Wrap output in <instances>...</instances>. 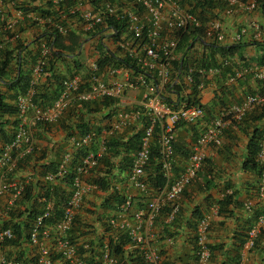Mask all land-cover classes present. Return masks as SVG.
Instances as JSON below:
<instances>
[{"label":"crops","instance_id":"1","mask_svg":"<svg viewBox=\"0 0 264 264\" xmlns=\"http://www.w3.org/2000/svg\"><path fill=\"white\" fill-rule=\"evenodd\" d=\"M184 1L188 6L185 7L194 12L203 23L210 19L220 20L225 39L218 44L229 46L230 54L222 57L216 53L214 59L220 61L221 58L228 57L230 64L216 76L202 77L204 87L199 91V102L204 106V117L194 124L180 122L176 124L172 155L173 174L186 164L200 128L212 118L220 117L228 105L238 103L248 93L264 94V77L256 78L251 72L254 67L257 69L264 67V41L253 42L248 37H244L239 42L233 40L237 30L249 25L252 21L264 25V0H258L257 7L252 11L235 7L231 14H226L221 4L203 8L199 4L195 6V0H181L182 3ZM19 7L33 13H41L44 20L40 24H32L27 18L19 19L14 31L16 37L1 31L0 55L9 50L13 51V54L19 53L24 76L30 78L41 46L47 41L44 38V31L48 29L51 32L53 24L59 17H62L64 22L72 17L68 4H57L55 0H4L5 16L14 17ZM82 7H90L87 0H82ZM86 40L87 37L84 36L80 50L87 45ZM203 41V43H196L194 49L189 51L191 60L202 56L203 53L209 54L204 48L206 41ZM81 55V51H78L76 56L67 54L65 58L52 59L54 61L52 66L51 63H47L37 86V91L41 87L40 90L45 89V94L49 95V99L43 100V106L50 107L58 97L54 94L55 78L61 80L68 76L79 75L87 79L89 71L81 73L83 59H80L81 66L78 62ZM14 64L15 62H13V68ZM248 68L250 70L246 71ZM229 76H233L234 80L229 81ZM17 93H19V87H12L9 78L0 80V94L5 102L15 106ZM141 99V88L130 89L112 105H104L101 99L87 103L72 102L55 122L44 126L28 117L25 123L34 142V151L31 156L22 159V162L19 161L20 165L10 178L18 184L32 185V198L33 196L37 198L43 193L38 191L36 183L43 182L44 170L54 169L60 162L63 153L70 147L71 138L79 136L80 123L88 131H93L96 136L92 147L99 151L101 156L98 165L85 177L93 184V187L85 195L81 207L75 211L72 230L66 233V236H69L76 245L86 264L87 261L104 264L101 259L102 250L107 248L111 252L110 246L120 243L122 230L108 224V220L117 215L115 192L117 196L125 198L129 195L134 199L132 208L123 215L129 220L132 219L134 209L143 207L148 200V196L136 189L128 180L130 161L136 150L130 146V141L134 133L144 126L141 122L144 114L133 119L128 125L116 127L117 122H121L122 115L136 108ZM3 118L6 120L3 127L4 133L9 140L14 125L18 123L17 112L4 114ZM226 124L222 144L218 147L203 148L205 153L203 166L178 197L177 202L180 208L175 219L171 222L167 220L169 207L165 206L153 226L146 230L150 246L159 251L166 264H196L194 231L198 219L203 216L209 218L208 245L211 250L209 264H264V227L260 229L252 249H246L244 244L248 229L255 224L257 216L264 214V196H259L261 177L257 170L245 171L242 168V162L247 155L249 135L255 130H259L261 135H264V105L255 107L241 124L237 125L230 121H226ZM147 125L149 121L145 127ZM111 138L118 139L121 142L120 146L115 148L108 146L107 149L105 142ZM4 143V137L0 135V149ZM149 166L150 164L145 171L146 178L147 171H150ZM101 179L107 181L110 188L107 190L99 188L96 183ZM56 184L67 197L70 187L63 182ZM226 194L232 195V203L219 211L218 202ZM59 199L58 197L54 201L57 203ZM11 200L10 192L0 196V229L3 223L12 225L22 222L27 212L32 211L33 208L39 211L45 205L39 199L37 204L33 205L30 200H25L23 195L17 199L15 205L10 204ZM105 202L109 204L108 207L104 205ZM247 203H250L252 211H248ZM12 205V213H10L7 209H10ZM54 223L55 221L48 223L50 236L41 238L43 244L51 249L54 248L56 241ZM85 245L91 252L84 248ZM36 247L24 238H20L16 244L0 239V255L25 264H34V261L38 259V247ZM123 250L124 257L127 258V255L136 249L127 242ZM51 252L55 254L52 264H64L54 250ZM116 259L119 264L117 257Z\"/></svg>","mask_w":264,"mask_h":264},{"label":"built area","instance_id":"2","mask_svg":"<svg viewBox=\"0 0 264 264\" xmlns=\"http://www.w3.org/2000/svg\"><path fill=\"white\" fill-rule=\"evenodd\" d=\"M221 4L226 14H231L235 7L245 11H252L257 7L258 0H214ZM57 4H68L71 19L64 22L59 17L53 24L52 31L65 35L70 30L90 35L96 28H101L109 20H118L124 23L119 35L112 37L113 29L107 28L100 34L91 37H104L108 35L114 42V49L103 44L107 51L113 52L117 57H129L137 67L108 66L100 69L98 58L89 62V75L87 79L79 75L65 77L61 80L59 96L50 107H45L35 100L36 87L39 78L44 74L48 63L51 47L43 43L40 54L32 67L29 84L24 91L17 93L15 106L17 109L18 123L13 128L11 140L5 143L0 150V196L10 192L13 204L22 194L25 184H18L11 180L12 173L17 169L18 162L34 150V142L28 126L25 124L28 117L32 121L44 124L55 122L63 111L68 109L72 102L93 101L103 98L121 99L130 89L141 88L142 99L136 108L122 115L120 123L116 127L130 124L144 114L147 117V125L140 138L138 149L132 156V162L128 173L129 182L139 191L148 196L143 207H138L132 212V219H127L124 213L132 208L134 199L126 196L117 208V215L108 220V224L124 231L131 245L141 253L146 264H166L159 251L150 246L146 230L152 227L163 207H169L167 220L173 221L180 206L178 197L184 188L196 177L200 171L205 153L203 148L207 146H220L222 144L223 131L226 121L240 123L245 116L255 107L264 105V94L248 93L238 103L228 105L220 117L212 118L204 127L200 128L186 164L178 174H173L172 155L177 123L194 124L204 117L205 109L199 102L195 105H180L173 107L167 103L162 94L164 89L173 82V61L179 57L177 45L179 33L187 28H200L204 26V38L206 42H222L225 34L218 19H210L206 23L190 9H187L178 0H87L90 7H82V0H55ZM4 0H0V32H8L15 36V27L19 19H29L32 24H40L44 19L41 13H33L19 7L15 16L8 18L3 11ZM7 18V19H6ZM88 33V34H86ZM90 37V38H91ZM248 37L250 41H264V25L252 21L247 26L240 27L233 40L241 41ZM2 45L0 44V49ZM99 57V55H98ZM229 64L227 57L221 58L217 65L198 69L203 76H216L223 66ZM193 68L183 77V88L188 89L193 81ZM250 69H246L249 71ZM252 74L256 78L264 77V67L253 68ZM155 78L149 79L148 75ZM229 81L234 77L229 76ZM204 87V81L198 85ZM187 91V90H186ZM158 129V131L156 130ZM157 131V135H156ZM156 136L158 157L161 165V173L166 179L163 187L152 188L145 177V171L150 164V147L153 137ZM96 136L93 131L72 137L70 147L66 150L60 162L53 171L43 176V182L56 185L67 175L70 177L69 196L63 205L61 217L54 223L56 238L54 248L46 247L41 238H48L47 219L50 218L53 199H47L41 214L33 223L29 232V241L38 247V264H52L51 251L60 256L68 264H86L76 245L66 237L71 229L75 211L78 210L85 195L92 189L93 184L86 180L92 170L98 165L101 156L99 151L93 149ZM82 150L75 164H71L75 152ZM256 161L259 166L261 181L259 183V196H264V135L258 141ZM152 195V197H151ZM251 209L250 203L246 205ZM264 227V215L257 217L254 225L248 230L245 248L249 249L260 229ZM209 218L200 217L194 231L196 264H209L210 249L208 246ZM12 229L0 230V239L13 238ZM90 250L88 246H84ZM101 259L104 264H117V259L109 252L102 250ZM0 264H25L22 261L0 255Z\"/></svg>","mask_w":264,"mask_h":264},{"label":"trees","instance_id":"3","mask_svg":"<svg viewBox=\"0 0 264 264\" xmlns=\"http://www.w3.org/2000/svg\"><path fill=\"white\" fill-rule=\"evenodd\" d=\"M195 6L200 5L201 7H210L213 4H219L215 2L214 0H195ZM194 6V7H195ZM124 27V23L118 20H109L106 22L104 26L101 28H96L90 35H86L89 37L95 36L96 34H100L102 36V32L107 29V28H112L113 33L112 37L115 38L119 35V33L122 31ZM44 38L47 40L46 42L48 45L51 47V53H50V59L48 63H51L50 65L54 63V59H62L65 58L67 54H71L73 56H76L78 51L81 49L82 43L84 36L82 33L70 30L67 34L62 35L58 33L56 30L55 31H44ZM6 35L9 33L6 32ZM88 34V33H86ZM204 26L200 28H187L179 33V41L177 45V52L180 54L178 59L176 61H173V82L177 79V82L170 83L167 85V87L164 89V93L162 94L163 99L171 104L173 107H178L180 105H195L199 103V91L200 89L198 88L199 83L201 82V78L203 77L199 72L198 69L203 68V67H208V66H214L217 65L218 61H216V58L214 59V54L219 53L220 55L223 56H229V46L226 45H221L216 42H206L204 45V48L208 50L209 54L203 53L202 56H198L197 58H194V60L190 59V56L188 55L189 51L194 49V46L196 43L204 42ZM38 40V38H37ZM36 41V40H35ZM37 42V41H36ZM0 44L2 45L1 41ZM97 49L99 50V57H98V65L100 69L105 70L108 66H113V67H118V66H123V67H130L133 68L134 70H138L137 67L135 66V63L129 58V57H117L112 51L109 52L104 48L103 44L101 41L98 43ZM205 57V58H204ZM228 58V57H227ZM53 59V60H52ZM52 61V62H51ZM13 62L14 68H13ZM230 64V63H229ZM223 66L221 68V71L228 67ZM189 68H193L192 72V77L193 81L188 87V89L183 88V77L188 73ZM220 71V73H221ZM219 73V74H220ZM9 78L11 82V86L16 88L19 87V92H22L25 90L27 85L29 84V78L24 76V72L22 71V65H21V57L19 53L13 54V51H4L0 55V80H4V78ZM11 77V78H10ZM149 79L155 78L154 75H148ZM62 80V79H61ZM61 80L55 78V83L56 87L54 88V94L59 96L60 89H61ZM41 88V87H40ZM39 90L37 91L36 87V96L35 100L39 101V104L43 105L45 98H48L49 95L45 94L46 90ZM187 90V91H186ZM44 93H43V92ZM39 92V93H38ZM55 97V96H54ZM57 97V96H56ZM44 98V99H42ZM49 99V98H48ZM104 102V105H112L116 100L112 98H103L101 99ZM48 101V100H47ZM95 101V100H93ZM82 102V103H87ZM91 102V101H89ZM85 105V104H84ZM87 106V104L85 105ZM17 112V109L15 106H12L8 104L7 102L4 101L3 96L0 94V135L4 137L5 143L9 142L13 136V132L11 134L10 139L8 140L6 138V135L4 133V125L6 120L3 118L4 114H15ZM247 116V115H246ZM245 116V118H246ZM147 118V117H146ZM145 117L142 119L143 127H140L134 135L131 137L130 141V146L134 149H138L139 142L141 135L143 133L144 127L146 123L148 122ZM244 118V119H245ZM244 119L240 122L237 123V125L241 124ZM17 124V123H16ZM15 124V125H16ZM39 124V123H38ZM49 123H44L42 125H47ZM14 125V127H15ZM88 131L85 126H83L81 123L78 125V132L79 135H82ZM261 137V132L259 130L253 131L249 135V140L247 143V155L244 158L242 162V168L243 170H257L259 172V166L256 161V153L258 150V141ZM4 143V144H5ZM121 142L116 139V138H111L109 140H106L105 146L108 149V146L110 148H115L120 146ZM1 150V149H0ZM135 150V151H136ZM34 151V150H33ZM82 150H79L74 153L71 164H75L77 158H79L80 154L82 153ZM33 154H27L25 155L23 160ZM21 159V162H22ZM100 159V158H99ZM21 162H18V165H20ZM132 162V158L130 161V164ZM56 167V166H55ZM54 167V169H55ZM50 169V170H49ZM53 168H47L44 170L45 173L53 171ZM149 172L147 171V180L152 188H158V187H163L166 183L165 177L161 173V165L159 162V157H158V148H157V141H156V136L153 137L152 142H151V147H150V166H149ZM42 174V175H43ZM177 174V173H176ZM71 174L67 175L62 181L63 183H66L68 186L70 184V177ZM99 188L106 189L110 188L109 184L107 181H103L102 179L97 181L96 183ZM36 187L38 191H42L43 193L40 194L37 198L33 196L32 198V190L33 186L29 184H25L24 189L22 191L23 197L25 200H30L33 205H36L38 202V199L41 200V203H45L44 200L46 201L47 199H53V208L51 212V216L49 219H47V224L51 221H56L58 220L61 215H62V208L63 205L65 204L67 197H65V193H63L60 189L59 186L56 185H49L46 182L39 181L36 183ZM115 191V190H114ZM20 195V196H21ZM20 196L18 198H20ZM57 203L54 201L56 198ZM17 198V199H18ZM115 198L117 200L116 205H120V203L124 200V197L118 195L115 192ZM17 199L14 201V205L16 204ZM31 203V204H32ZM232 203V195L231 194H226L222 200L218 202L219 204V211H222L224 206H227ZM105 206H109L107 202L104 203ZM13 205L10 207V209H7V211L11 212V208ZM118 208V207H117ZM116 208V209H117ZM169 209V208H168ZM41 210H36V208H33L32 211L27 212L26 216L24 217L22 222L19 223H13L12 225H8L6 223H3L4 228H10L13 231V238L5 240V242H8L10 244H16L20 238L27 239L29 241V232L33 226L35 218L41 214ZM169 212V211H168ZM175 219V218H174ZM173 219V220H174ZM75 218L72 224L71 229L68 231L70 232L74 226ZM1 230V229H0ZM67 232V233H68ZM68 239H70L69 236H66ZM118 244L111 245V253L118 258L119 264H146L141 256V253L137 250H134L131 254L129 253L127 255V258L124 257V250L123 246L128 242L130 243L128 235L122 231L121 236L119 238ZM71 240V239H70ZM30 242V241H29ZM91 252V250H89ZM51 258H55V254H50ZM57 256V255H56ZM34 264H38L37 260L34 261ZM64 264H68L64 262ZM87 264H95L92 261H87Z\"/></svg>","mask_w":264,"mask_h":264},{"label":"rangeland","instance_id":"4","mask_svg":"<svg viewBox=\"0 0 264 264\" xmlns=\"http://www.w3.org/2000/svg\"><path fill=\"white\" fill-rule=\"evenodd\" d=\"M182 5L188 7L184 1V3L181 2V0H178ZM88 37V36H87ZM102 41V43H104L105 45L111 47L113 50H115L114 48V41L111 40V38L108 35H105L104 37H91V38H87L86 43L87 45H85V47H82L81 51L82 55L80 56V58H78V62L79 65L81 66L80 59H83L84 63L82 65V69H81V73H88L89 71V62L92 61L93 59H97L98 55H99V50L97 49L98 43ZM86 50V51H85ZM180 171V169H179ZM178 170L175 171V175L176 173L179 172ZM37 248V247H36ZM38 250V248H37ZM38 253V252H37ZM36 253V254H37ZM35 254V255H36ZM38 257V256H37Z\"/></svg>","mask_w":264,"mask_h":264},{"label":"clouds","instance_id":"5","mask_svg":"<svg viewBox=\"0 0 264 264\" xmlns=\"http://www.w3.org/2000/svg\"><path fill=\"white\" fill-rule=\"evenodd\" d=\"M85 37H87V36H85ZM88 38V37H87ZM90 38V37H89ZM204 107V106H203ZM234 123V122H233ZM235 124H237V123H235ZM145 128V127H144ZM156 130H157V128H156ZM176 130V129H175ZM176 134V133H175ZM223 134H224V131H223ZM222 139H223V136H222ZM195 142V141H194ZM174 145V144H173ZM214 147H216V146H214ZM173 148H174V146H173ZM204 160H205V158H204ZM203 163H204V161H203ZM203 166V165H202ZM202 168V167H201ZM259 173H260V171H259ZM178 174V173H177ZM197 176V175H196ZM248 211H252V207H251V209L249 210L248 209ZM261 215H264V214H261ZM260 216V215H259ZM258 217V216H257ZM257 220V219H256ZM251 228V227H250ZM249 228V229H250ZM248 229V230H249ZM248 232V231H247ZM248 234V233H247ZM259 234V233H258ZM258 236V235H257ZM246 239H247V236H246ZM246 241V240H245ZM245 244V243H244ZM255 244H256V239H255V241H254V245L251 247V248H249V249H252L254 246H255ZM209 246V245H208ZM210 249V248H209ZM247 249V248H246ZM210 252H211V250H210ZM210 258H211V255H210ZM209 263H210V260H209Z\"/></svg>","mask_w":264,"mask_h":264}]
</instances>
